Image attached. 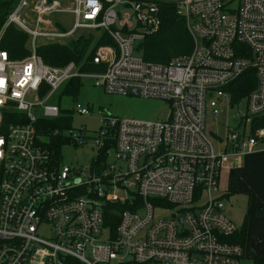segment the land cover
I'll list each match as a JSON object with an SVG mask.
<instances>
[{"label":"built area","instance_id":"built-area-1","mask_svg":"<svg viewBox=\"0 0 264 264\" xmlns=\"http://www.w3.org/2000/svg\"><path fill=\"white\" fill-rule=\"evenodd\" d=\"M166 3L185 20L193 50L148 62L143 43L161 30ZM57 14L73 15V29L58 31ZM11 24L29 35L31 55L15 60L0 48V264H243L220 186L229 159L264 143V129L252 134L264 115V0H20L0 41ZM79 31L111 40L91 59L104 72L53 67L38 55ZM250 69L258 83L245 102L249 131L228 130L219 150L208 114L217 118L223 101L232 108L226 88ZM83 77L102 78L111 95L165 101L170 115L103 116L95 132L75 128L72 113L90 115V106L76 102L68 112L49 101ZM63 115L70 124L52 134L76 147L90 141L86 168L46 145L42 125Z\"/></svg>","mask_w":264,"mask_h":264},{"label":"rangeland","instance_id":"rangeland-1","mask_svg":"<svg viewBox=\"0 0 264 264\" xmlns=\"http://www.w3.org/2000/svg\"><path fill=\"white\" fill-rule=\"evenodd\" d=\"M52 20L61 24V27H55L58 31L65 32L73 29L75 22L74 16L71 14H57L52 17ZM90 34L91 32L79 31L73 39L88 37ZM95 38L93 37L94 42ZM60 96H63L62 100H59ZM76 102L90 106L91 112L90 115L83 116L73 112L75 128L86 126L92 132L104 126L101 121L103 116L120 120L166 121L171 111L170 104L162 100L142 96L108 94L102 78L90 79L87 77L82 78L80 91L76 97L61 95V91H58L49 104L59 105L62 109L72 112ZM245 105L246 103L243 101L240 108L237 106L231 108L228 102L223 101L219 104L217 118L208 114L206 133L219 150H224L228 130L248 133L249 124H246L244 119ZM237 113H240L241 117H237ZM60 153L63 162L83 169L93 159L95 149L90 141L84 147L63 143ZM239 166L240 169L235 170L236 168H234L228 174L223 175L221 192L230 194V197H226L224 202L227 216L231 221L238 228L247 223V260L244 264H253V258L264 256V143L260 142L255 152L241 157ZM163 216L165 217L166 214Z\"/></svg>","mask_w":264,"mask_h":264},{"label":"trees","instance_id":"trees-1","mask_svg":"<svg viewBox=\"0 0 264 264\" xmlns=\"http://www.w3.org/2000/svg\"><path fill=\"white\" fill-rule=\"evenodd\" d=\"M19 1L0 0V33ZM162 9L161 30L157 34L147 37L143 43L144 59L148 62L168 63L173 58L187 55L193 50V41L186 27L185 20L178 16L173 6L167 3L163 4ZM93 37H96L95 42ZM29 42V35L16 25L11 24L2 34L0 48L7 51L12 59L23 60L31 55ZM111 44V40L105 34L91 33L88 37L83 36L73 39L68 44H42L38 48L37 53L47 65L53 67H64L70 62H76L84 64L83 71L86 73L92 71L104 72L105 67L93 65L91 59L98 47ZM257 83L255 71L251 69L231 83L226 88V91L230 95L232 108L235 106L240 108V103L246 102L251 92L257 87ZM80 87L81 80L73 79L65 86L62 93L64 95L72 94V96L76 97V94L80 91ZM70 122L71 118L63 115L59 120L42 125L46 145L49 149L54 150L57 155L61 152L62 144H67L68 140L62 135H53L52 132L57 128H67ZM62 123L67 125H62ZM259 129H264V115L254 117L252 121V134H255ZM246 238L247 223H244V226L230 239L231 242L239 244L244 248L243 264L247 260ZM253 264H264V256L253 258Z\"/></svg>","mask_w":264,"mask_h":264},{"label":"crops","instance_id":"crops-1","mask_svg":"<svg viewBox=\"0 0 264 264\" xmlns=\"http://www.w3.org/2000/svg\"><path fill=\"white\" fill-rule=\"evenodd\" d=\"M246 155H247V154H246ZM243 156H245V155H243ZM243 156H240V157H237V158H231V159L228 160V163L226 164L225 169L222 171V175H221V183H222L223 175H224L225 173L228 174V172H231L232 169H234V168H236L235 170L240 169V168H239V167H240L239 165H240V162H241V157H243ZM220 189H221V186H220ZM221 194L223 195V198H224V199H225L226 197H227V198L230 197L229 192H226V193L221 192Z\"/></svg>","mask_w":264,"mask_h":264},{"label":"water","instance_id":"water-1","mask_svg":"<svg viewBox=\"0 0 264 264\" xmlns=\"http://www.w3.org/2000/svg\"><path fill=\"white\" fill-rule=\"evenodd\" d=\"M131 94H132L133 96H138V92H137V91H131Z\"/></svg>","mask_w":264,"mask_h":264}]
</instances>
